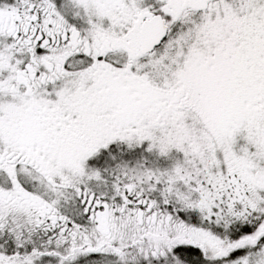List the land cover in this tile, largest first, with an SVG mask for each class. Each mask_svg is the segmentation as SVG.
I'll list each match as a JSON object with an SVG mask.
<instances>
[{
  "label": "rangeland",
  "instance_id": "rangeland-1",
  "mask_svg": "<svg viewBox=\"0 0 264 264\" xmlns=\"http://www.w3.org/2000/svg\"><path fill=\"white\" fill-rule=\"evenodd\" d=\"M24 1L0 0V8L14 9ZM56 1L59 6L64 5L67 12L69 10L71 17L81 20L98 14H113L112 4L127 10L122 0ZM186 14L171 17L165 42L141 66L146 71H153L155 77L171 87L181 83V75L185 72L196 75L210 70L208 85L217 82L206 92V128L198 126V120L193 121L197 127L196 140L194 136L189 137L193 122L181 123L175 118L173 123L161 126L158 133L151 135L159 148L153 159L148 160L145 156L144 159L121 162L122 176L111 179L124 181V184H132V179H136L140 183L134 192V201L124 213L120 203H112L120 199L119 185L103 192L76 175L56 178L85 187L109 204V213L114 219L109 235H99L90 225L83 250L72 251L69 236L56 235L55 247L64 250L57 255L42 252L38 229L41 225L27 204L17 193H12V199L9 198L11 194L0 193V264H192L184 256L174 253L176 246L185 244L186 247L188 243L196 248L203 246L208 255L222 257L235 249H251L258 245L257 251L243 254L250 258L238 255L232 262L230 259L217 264H264V81L245 86L242 81L247 77L243 72L248 69L242 64L233 65L237 60L234 51L237 54L239 44L242 52L247 50L248 55H259L251 35L254 33L252 28L259 29V36L264 33V0H216L214 8L202 16H184ZM239 36L244 39L239 41ZM226 49L233 55L229 53L224 61L221 55ZM253 67L260 70L257 65L249 66ZM238 81L241 82L237 84ZM160 122V113L151 114L149 126L154 128ZM24 129L29 130L30 126L26 124ZM142 132L143 136L150 135L149 130ZM172 153H184L189 157L178 161L170 156ZM128 169L136 176L127 173ZM101 172L100 166L94 167L92 174L85 178L93 181L96 178L93 176H99ZM62 187L55 185V190L47 195L56 208V217L60 216L58 208L67 226L76 217L70 213L68 204L73 203L76 214L78 211L81 214L82 208L76 197L73 201L67 192L69 188ZM143 194L145 199H142ZM74 195L77 196L76 189ZM143 200L144 206L141 205ZM186 211H193L194 222L204 224L202 219L208 218L210 225L188 223L187 213L182 215ZM253 218L260 219L258 230L263 235L259 241L236 246L238 236H225L212 229H222L232 219L237 225ZM88 246H98L90 254L102 255L105 260L100 256L87 257L84 250ZM22 248L27 252L21 251Z\"/></svg>",
  "mask_w": 264,
  "mask_h": 264
},
{
  "label": "flooded vegetation",
  "instance_id": "flooded-vegetation-1",
  "mask_svg": "<svg viewBox=\"0 0 264 264\" xmlns=\"http://www.w3.org/2000/svg\"><path fill=\"white\" fill-rule=\"evenodd\" d=\"M195 1L122 0L127 10L112 4L113 14L86 20L71 17L56 0L0 8V193L10 199L19 194L42 228L60 225L46 198L55 178L73 172L90 176L97 166L100 175L122 176L121 162L154 158L159 148L151 135L161 126L175 118L204 124L206 92L217 82L208 85L211 71L185 72L171 87L142 68L152 53H140L138 41L140 27L152 15H161L169 29L173 15H204L214 8L207 0L208 8L197 11ZM253 41L258 57L242 52L240 44L234 51L233 65L248 69L242 81L247 87L264 81V33ZM256 65L259 71L249 68ZM153 113L162 116L154 128L149 126ZM143 129L150 135L143 136ZM89 195L77 188L83 216H96L103 208L95 197L88 203ZM70 231L66 226L62 238Z\"/></svg>",
  "mask_w": 264,
  "mask_h": 264
},
{
  "label": "trees",
  "instance_id": "trees-1",
  "mask_svg": "<svg viewBox=\"0 0 264 264\" xmlns=\"http://www.w3.org/2000/svg\"><path fill=\"white\" fill-rule=\"evenodd\" d=\"M231 223H232V221H231ZM234 223H235V221H234ZM234 223H233V225H234ZM233 225L227 224V226L225 228L217 229V233H222L225 236H227L229 234L232 236H238V238L236 239V243H235L236 246L239 243L249 241V238L255 240L256 235H258V233L259 234L261 233L258 230L259 229L258 226L260 225V219H254L253 218V219H251V221L248 219V221L245 223L241 222L240 224H237L234 226ZM228 228H230V229H228ZM256 230H258V233L255 232ZM45 234L51 235V231L45 232ZM50 235H48V236H50ZM261 235H263V234H261ZM261 235H260V237H261ZM47 238H48L47 235H44L43 240H44V246L45 247L50 246L46 240ZM259 240H261V238H259ZM29 249H30V247L28 248V250ZM255 249H256V247H252L251 249L239 248V249H235L234 251L226 253V254L228 255L227 257H231L232 254H236L235 256H238V255H243L244 253L250 252V251L255 250ZM42 251H43V249H42ZM175 251H176V253H179L181 256H184L185 259H187L192 264H217V263H220L221 260L223 259L219 255L212 256V255L206 254L204 248H196V246H191V245H188L186 247L184 245L177 246ZM235 256H233V257H235ZM110 264H120V262H118V263L114 262V263H110Z\"/></svg>",
  "mask_w": 264,
  "mask_h": 264
},
{
  "label": "water",
  "instance_id": "water-1",
  "mask_svg": "<svg viewBox=\"0 0 264 264\" xmlns=\"http://www.w3.org/2000/svg\"><path fill=\"white\" fill-rule=\"evenodd\" d=\"M196 7L202 9L206 7V4H204L203 1H200V4ZM165 26V20L160 15H154L152 17V25L150 27L145 24L140 28V53L151 51L155 46H158L161 43L162 39H165L167 32V27ZM107 232L108 230L105 226L104 233L106 234Z\"/></svg>",
  "mask_w": 264,
  "mask_h": 264
}]
</instances>
